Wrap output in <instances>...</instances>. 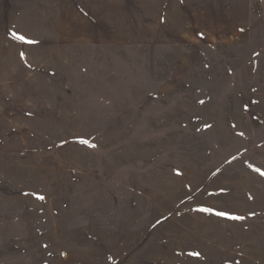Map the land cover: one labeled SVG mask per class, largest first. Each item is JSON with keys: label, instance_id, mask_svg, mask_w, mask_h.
Returning <instances> with one entry per match:
<instances>
[{"label": "rangeland", "instance_id": "obj_1", "mask_svg": "<svg viewBox=\"0 0 264 264\" xmlns=\"http://www.w3.org/2000/svg\"><path fill=\"white\" fill-rule=\"evenodd\" d=\"M262 173L264 0H0V264H264Z\"/></svg>", "mask_w": 264, "mask_h": 264}, {"label": "snow or ice", "instance_id": "obj_2", "mask_svg": "<svg viewBox=\"0 0 264 264\" xmlns=\"http://www.w3.org/2000/svg\"><path fill=\"white\" fill-rule=\"evenodd\" d=\"M13 38L14 39H17V40H19V41H21V42H29V41H26V38L25 37H23V36H18V35H16L15 33L13 34ZM23 55V54H22ZM81 143H85V144H87L88 142L87 141H81ZM257 171H259V169H257ZM262 174H264V173H262ZM40 199H43V197H40ZM202 211H205V212H212L213 210L212 209H202ZM216 215H219V216H228V214L227 213H225V212H217V213H215ZM228 218H231V219H240V217H232V216H229ZM196 255H198V254H196Z\"/></svg>", "mask_w": 264, "mask_h": 264}]
</instances>
